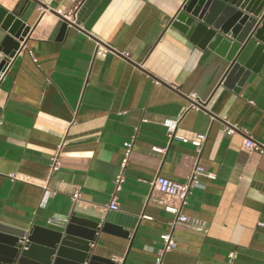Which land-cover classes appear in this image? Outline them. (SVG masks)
<instances>
[{
	"label": "crops",
	"instance_id": "crops-1",
	"mask_svg": "<svg viewBox=\"0 0 264 264\" xmlns=\"http://www.w3.org/2000/svg\"><path fill=\"white\" fill-rule=\"evenodd\" d=\"M185 1H29L22 19L30 32L0 74L1 224L27 230L75 214L106 225L92 244L98 256L154 264L173 215L160 197L149 200L150 182L157 174L185 181L198 156L191 143L169 139L163 119L175 117L181 135L207 133L201 163L215 178L203 177L188 197L186 212L203 228L177 226L165 264H227L230 253L233 264H264V151L244 146L248 138L264 143V63L238 90L225 87L228 52L170 25ZM26 2L0 5L20 10ZM59 14L72 22L60 38ZM258 43L252 39L240 61ZM130 140L120 208L112 210Z\"/></svg>",
	"mask_w": 264,
	"mask_h": 264
},
{
	"label": "water",
	"instance_id": "water-1",
	"mask_svg": "<svg viewBox=\"0 0 264 264\" xmlns=\"http://www.w3.org/2000/svg\"><path fill=\"white\" fill-rule=\"evenodd\" d=\"M29 1L20 10L0 5V74L30 32L22 19ZM58 16L53 34L60 38L72 22ZM170 25L201 47L228 52L231 65L222 80L225 87L238 90L264 63V0H186ZM252 39L259 43L243 63L239 58ZM104 229L106 225L101 228L75 214H55L45 226L27 230L0 223V264H115L93 252L92 244Z\"/></svg>",
	"mask_w": 264,
	"mask_h": 264
},
{
	"label": "built area",
	"instance_id": "built-area-1",
	"mask_svg": "<svg viewBox=\"0 0 264 264\" xmlns=\"http://www.w3.org/2000/svg\"><path fill=\"white\" fill-rule=\"evenodd\" d=\"M64 15L68 19H70L69 18L70 16L68 14H64ZM23 44L24 41L21 42V45ZM101 52L102 51L100 50L98 51L99 54ZM13 59L14 57H12L7 62L6 66H9ZM33 60L37 62V59L34 56H33ZM196 103L197 104H193V106L195 107L204 106V102L202 101H197ZM163 125L167 129V135L170 140L178 139L183 142L191 143L195 147L198 156L195 160V163L191 169L190 174L185 179V181L178 182L168 177L157 174L150 182L151 189L149 193V200L153 199V197L155 196L160 197L159 202L163 205L164 209L173 215L172 220L168 223L169 226L168 230L161 235L162 246L160 249H158L155 252L156 255H155L154 264H165L166 255L169 252L173 251V249H175V247L177 246L174 237V231L177 226L185 225L196 229L203 228L204 226L203 222L199 218L192 216L186 212V208L188 206V197L193 191V189L204 187L202 183L203 177L215 178V175L213 173H209L208 171H206L205 167L201 163V151L207 140V136H208L207 133H197L193 138L183 136L178 132L179 119L175 117H166L165 119H163ZM226 131L229 134H233L235 133L236 128L229 124L226 127ZM244 146L248 150L264 151V143H256L250 138L245 139ZM132 149H133V140L127 141L125 143V150L120 164V170L114 179V188L113 191L111 192L109 208L112 210H119L120 208L118 202V196L119 193L122 191L123 185L126 181V167L129 162ZM153 150L164 153L167 150V148L153 147ZM60 153H61V147L59 151H57V153L54 154V156L52 157L51 169L53 171L59 169L60 167ZM50 195H51L50 192L46 193L43 199L44 203L47 201ZM78 197L79 194L76 192L73 195V198L77 199ZM145 217L148 218L146 215ZM259 226L264 228V222H259ZM150 250L153 251L154 249L151 248ZM234 257L235 254L230 253L227 264H233Z\"/></svg>",
	"mask_w": 264,
	"mask_h": 264
}]
</instances>
